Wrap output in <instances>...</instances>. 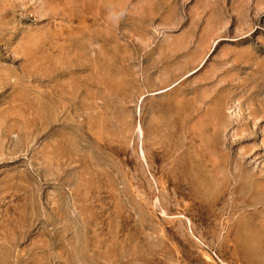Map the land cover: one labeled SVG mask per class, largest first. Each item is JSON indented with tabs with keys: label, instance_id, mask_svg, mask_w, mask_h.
Returning <instances> with one entry per match:
<instances>
[{
	"label": "rangeland",
	"instance_id": "rangeland-1",
	"mask_svg": "<svg viewBox=\"0 0 264 264\" xmlns=\"http://www.w3.org/2000/svg\"><path fill=\"white\" fill-rule=\"evenodd\" d=\"M0 264H264V0H0Z\"/></svg>",
	"mask_w": 264,
	"mask_h": 264
}]
</instances>
